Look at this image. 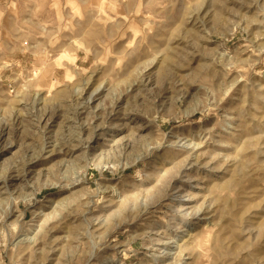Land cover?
<instances>
[{"label": "rangeland", "instance_id": "rangeland-1", "mask_svg": "<svg viewBox=\"0 0 264 264\" xmlns=\"http://www.w3.org/2000/svg\"><path fill=\"white\" fill-rule=\"evenodd\" d=\"M0 264H264V0H0Z\"/></svg>", "mask_w": 264, "mask_h": 264}, {"label": "bare ground", "instance_id": "bare-ground-1", "mask_svg": "<svg viewBox=\"0 0 264 264\" xmlns=\"http://www.w3.org/2000/svg\"><path fill=\"white\" fill-rule=\"evenodd\" d=\"M181 251V250H180Z\"/></svg>", "mask_w": 264, "mask_h": 264}]
</instances>
